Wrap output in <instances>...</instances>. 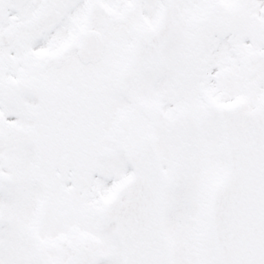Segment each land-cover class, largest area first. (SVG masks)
<instances>
[{
	"label": "snow or ice",
	"instance_id": "snow-or-ice-1",
	"mask_svg": "<svg viewBox=\"0 0 264 264\" xmlns=\"http://www.w3.org/2000/svg\"><path fill=\"white\" fill-rule=\"evenodd\" d=\"M0 264H264V0H0Z\"/></svg>",
	"mask_w": 264,
	"mask_h": 264
}]
</instances>
